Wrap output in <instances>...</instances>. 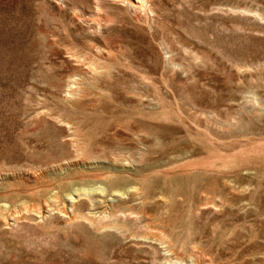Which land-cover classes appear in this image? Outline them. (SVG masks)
I'll return each instance as SVG.
<instances>
[{
    "label": "rangeland",
    "instance_id": "1",
    "mask_svg": "<svg viewBox=\"0 0 264 264\" xmlns=\"http://www.w3.org/2000/svg\"><path fill=\"white\" fill-rule=\"evenodd\" d=\"M140 1L0 0V264H264V0Z\"/></svg>",
    "mask_w": 264,
    "mask_h": 264
},
{
    "label": "bare ground",
    "instance_id": "2",
    "mask_svg": "<svg viewBox=\"0 0 264 264\" xmlns=\"http://www.w3.org/2000/svg\"><path fill=\"white\" fill-rule=\"evenodd\" d=\"M132 1H133V0H132ZM135 1L137 2V1H140V0H134V2H135ZM140 2H141V1H140ZM143 5H144V4H143Z\"/></svg>",
    "mask_w": 264,
    "mask_h": 264
}]
</instances>
